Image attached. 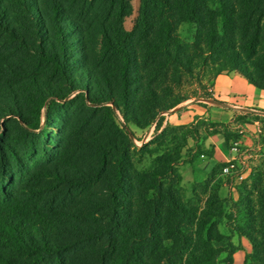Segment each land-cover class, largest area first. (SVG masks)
<instances>
[{"label": "trees", "instance_id": "1", "mask_svg": "<svg viewBox=\"0 0 264 264\" xmlns=\"http://www.w3.org/2000/svg\"><path fill=\"white\" fill-rule=\"evenodd\" d=\"M66 1L44 0L49 7L44 13L40 0H0V32L20 39L21 20L15 15V9H25L36 23L39 59L51 63L56 73L71 81L72 89L87 87L89 82L84 80L89 75L88 69L78 75L73 71L83 60L75 51L79 45L83 47L84 27L68 13ZM104 2L110 5L117 25H103L101 45L104 53L118 64L120 101L101 92L92 101L114 103L124 118V128L129 122L141 125L138 118H131L130 111L134 108L142 109L145 104V109H156L159 99L156 100L158 95L152 86L154 79L166 74L171 66L179 71H191L194 60L189 55V44L179 33L184 23L196 28L195 50L210 55L215 61L214 78L237 72L255 87L264 89V0H141L140 15L132 31L123 27L124 19L130 15L129 0ZM48 27L53 29L56 40H50ZM29 79L35 86L28 96L36 107L37 122L27 120L17 110V98L12 91L6 113L16 115L18 121L37 129L41 124V111L46 108L48 119L60 103L56 98L48 100L50 96L37 89L38 78ZM146 80L150 83L142 88L141 82ZM181 102L178 99L161 109H171ZM80 105L87 107L85 101ZM96 109L114 114L109 105ZM212 125L219 123L212 122ZM118 131L120 137L106 144L100 136L92 135L93 145L101 150L100 166L94 171L86 173L63 156L53 167H40L21 174L22 186L18 193L10 196L6 195L3 182L6 148L0 152L3 190L0 194V264H71L69 254L75 247L91 241L100 242L96 252L99 264H234V253L241 245L219 229L226 213L227 200L219 195L225 182L223 168L226 165H216L206 180L192 183L211 185L214 189L201 211L198 207H186L178 195L177 184L183 181V176L175 168L177 160L168 146L174 143L179 151L182 145H188L189 138L199 133L197 126L168 124L154 140L136 151L129 134ZM219 132H222L219 128L206 131L202 140ZM223 133L228 139H238L228 131ZM163 148L168 149L166 155L162 153ZM199 148L190 157L191 163L208 153L203 142ZM146 156L153 157V163L147 168H138L136 163H141ZM79 174H83L84 179L79 178ZM249 177L254 179V189H247L246 185V190L249 195L256 191L263 206V175L251 172ZM99 181L103 185L100 192L103 197L89 198L91 207L99 212L92 219L83 218L74 201L60 197L67 183L80 186ZM247 199L246 224H238L236 234L252 245L244 264H264V208L258 206L257 209L250 196ZM222 244L226 246L223 248ZM222 252H226L227 257L219 262Z\"/></svg>", "mask_w": 264, "mask_h": 264}, {"label": "rangeland", "instance_id": "2", "mask_svg": "<svg viewBox=\"0 0 264 264\" xmlns=\"http://www.w3.org/2000/svg\"><path fill=\"white\" fill-rule=\"evenodd\" d=\"M43 1L40 0L39 6L46 13L49 7ZM66 2L68 13L84 27L83 47L79 45V49L75 51L83 56V60L81 59L79 64L74 66L73 71L77 74L88 69L89 75L84 80L85 83L89 82L87 87H77L74 84L76 88L72 89L71 81L69 82L64 76L56 73L51 63L42 62L39 59V38L36 35V23L25 12V9L20 7L15 9V15L21 20L19 32L22 37L20 39H12L0 32V141L2 143L0 152L6 148V153L3 152L6 161L3 182L4 191L8 196L19 192L18 190L22 186L20 185L22 184L21 174L40 167H53L54 163L63 156L71 162L74 161L86 173L97 169L100 166L101 150L99 146L93 145L92 135L100 136L103 143H107L120 137L118 131L120 129L123 133L129 134L136 151L144 144L154 140L168 124L181 125L178 123L180 119L178 116L181 117L184 114V109L190 110L195 106H214L204 99L220 100L212 94L214 79L212 66L215 61L210 55L200 54L199 50H195L193 45L196 42V28L184 23L179 27V33L181 39L189 44V55L194 60L191 71H179L171 66L166 74L162 73L157 79H154L152 86L158 95L156 100L159 99L156 109H145V104L142 109L134 108L130 111L131 118H138L141 125L129 122V126L124 128V118L114 103L92 101L98 97L100 92L103 96L112 95L114 99L119 100L118 64L112 56L104 53L101 45L103 25H117L116 18L111 13L112 9L104 0H67ZM129 2L130 15L123 22L126 31L134 29L141 9V0H129ZM54 34L53 29L48 27L50 40H56ZM32 77L38 78L37 89L43 94H48L50 96L48 100L56 98L60 103L55 110L50 112L48 119L46 108L41 111V124L37 129L27 127L17 120L16 115L6 113L7 104L11 100L10 91H12L17 98V110L21 111L27 120L37 122L36 107L28 96L29 92L35 90L34 84L29 79ZM147 83L150 81H142V88ZM178 99L182 102L175 107L168 110L161 109ZM82 101L86 102L87 107L80 105ZM103 105L112 106L114 114L109 115L102 109H96ZM175 112H178V116L171 117ZM192 116L193 121L188 125L197 126L199 129L197 136L190 137L188 145H182L179 151L174 143L168 146L172 149L177 160L175 168L180 174L182 167L190 160V157L199 151L206 131L216 128L221 129L222 132L228 131V126L220 125L222 123L213 126L212 121L205 115ZM255 120L262 122L264 128V117L242 115L237 119L241 124L254 123ZM231 134L240 136L238 133ZM167 152V148L162 149V153L165 155ZM152 158L146 156L141 163H136L137 167L140 169L149 167L153 163ZM251 160L254 161L251 172L261 173L264 180V154L260 153ZM1 172L0 170V175ZM62 172L67 174V171L62 170ZM249 176L238 179L235 175H224V179L227 182L231 181L232 186L222 195L219 190V195L227 200L225 217L219 224V229L233 238L236 244H240L238 240L241 237L236 234L235 228L238 224H246L247 197L250 196L253 206H256L257 209L258 206L264 208V205L261 206L263 201L258 197L257 192L251 191L249 195L246 190V185L247 189H254V179ZM79 178L84 179V175L79 174ZM64 187L65 191L61 193L60 197L74 201L76 210L83 218L92 219L98 215L97 209L91 207L89 198L93 197L98 200L103 197V193H100L103 189L100 181L95 184L82 183L80 186L67 183ZM177 188L178 195L182 198L184 205L188 208L198 207L200 211L206 207L214 191L211 185L189 184L183 181L177 184ZM2 192L0 187V194ZM99 246V241L77 245L75 250L69 254L71 264H75V262L76 264H99L96 255ZM221 246L224 248L226 245L222 244ZM187 254H185L184 261H186ZM226 257L227 253L222 252L218 261L221 262Z\"/></svg>", "mask_w": 264, "mask_h": 264}, {"label": "crops", "instance_id": "3", "mask_svg": "<svg viewBox=\"0 0 264 264\" xmlns=\"http://www.w3.org/2000/svg\"><path fill=\"white\" fill-rule=\"evenodd\" d=\"M212 94L214 97L227 103L230 107L207 106L184 109V117L177 115L178 123L189 124L193 121L192 115H205L212 122L222 123L228 126V132L238 133L240 152L232 150L233 142L223 132L208 135L203 141V147L208 152L196 158L192 163L188 161L182 167L184 183H199L206 180L216 165L225 164L235 159L243 168L244 177L249 176L254 161L251 158L260 153L264 154V128L262 122L255 120L254 123L246 122L241 124L237 121L239 116L264 117V89H259L251 84L244 76L237 72L223 73L213 79ZM249 119V118H248ZM255 152L256 155H249L247 151ZM224 176V175H223ZM232 182L225 180L220 189L222 195ZM241 249L234 253V264H244L246 255L252 252L251 243L242 237L238 240Z\"/></svg>", "mask_w": 264, "mask_h": 264}, {"label": "built area", "instance_id": "4", "mask_svg": "<svg viewBox=\"0 0 264 264\" xmlns=\"http://www.w3.org/2000/svg\"><path fill=\"white\" fill-rule=\"evenodd\" d=\"M232 150L237 153L240 152V143L238 140L233 142ZM246 153H249V152L247 151ZM249 155H256V153L250 152ZM223 174L224 175H235L236 178L238 179L244 178L243 168L240 164H238V162L235 159L229 161L228 164L224 166Z\"/></svg>", "mask_w": 264, "mask_h": 264}, {"label": "water", "instance_id": "5", "mask_svg": "<svg viewBox=\"0 0 264 264\" xmlns=\"http://www.w3.org/2000/svg\"><path fill=\"white\" fill-rule=\"evenodd\" d=\"M204 101H207V102L212 103V104L217 105V106L230 107L227 103L222 102L220 100H216V99H204Z\"/></svg>", "mask_w": 264, "mask_h": 264}]
</instances>
